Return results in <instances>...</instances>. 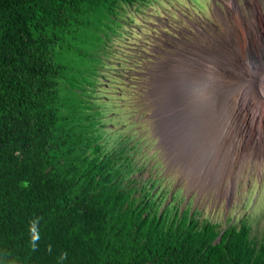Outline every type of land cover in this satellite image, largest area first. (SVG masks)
Returning <instances> with one entry per match:
<instances>
[{
    "label": "trees",
    "instance_id": "1",
    "mask_svg": "<svg viewBox=\"0 0 264 264\" xmlns=\"http://www.w3.org/2000/svg\"><path fill=\"white\" fill-rule=\"evenodd\" d=\"M137 1L0 0V264L246 263L245 236L215 241L210 226L173 230L125 209L128 168L77 130L82 103L52 47L92 57L79 38L106 36L121 3Z\"/></svg>",
    "mask_w": 264,
    "mask_h": 264
},
{
    "label": "rangeland",
    "instance_id": "2",
    "mask_svg": "<svg viewBox=\"0 0 264 264\" xmlns=\"http://www.w3.org/2000/svg\"><path fill=\"white\" fill-rule=\"evenodd\" d=\"M231 2L264 30V0H138L121 3L106 36L79 38L92 57L52 48L66 67L65 91L78 90V132L97 137L101 155L115 152L129 170L134 192L125 209L152 212L173 230L210 226L215 241L230 232L245 236V264H257L264 256V161L248 163L231 184L217 110L207 116L196 100H182L176 86L160 82L176 64L217 58V36L231 28L218 12L232 13ZM207 44L213 56L204 54ZM87 155L95 156L92 149Z\"/></svg>",
    "mask_w": 264,
    "mask_h": 264
},
{
    "label": "bare ground",
    "instance_id": "3",
    "mask_svg": "<svg viewBox=\"0 0 264 264\" xmlns=\"http://www.w3.org/2000/svg\"><path fill=\"white\" fill-rule=\"evenodd\" d=\"M230 5L232 13L218 12L231 28L226 35L217 36V58L208 57L206 64L198 59L190 67L176 64L175 71L160 82L163 89L176 86L182 100H196L207 116L217 110L218 121L224 123L220 132L228 155L224 165L230 166L234 185L248 163L264 161V30L257 19L249 20L241 9L232 2ZM213 50V45L207 44L203 52L213 56ZM201 72L207 78L199 77ZM227 189L231 190L230 185Z\"/></svg>",
    "mask_w": 264,
    "mask_h": 264
}]
</instances>
